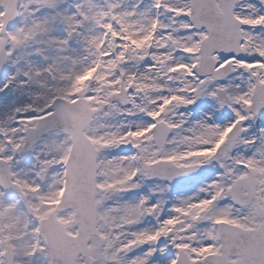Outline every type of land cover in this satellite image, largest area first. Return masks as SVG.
Segmentation results:
<instances>
[{"label": "snow or ice", "instance_id": "1", "mask_svg": "<svg viewBox=\"0 0 264 264\" xmlns=\"http://www.w3.org/2000/svg\"><path fill=\"white\" fill-rule=\"evenodd\" d=\"M0 264H264V0H0Z\"/></svg>", "mask_w": 264, "mask_h": 264}]
</instances>
